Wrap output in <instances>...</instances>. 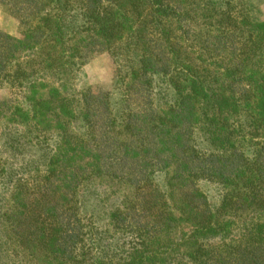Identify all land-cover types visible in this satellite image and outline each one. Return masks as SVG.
<instances>
[{
	"label": "trees",
	"instance_id": "trees-1",
	"mask_svg": "<svg viewBox=\"0 0 264 264\" xmlns=\"http://www.w3.org/2000/svg\"><path fill=\"white\" fill-rule=\"evenodd\" d=\"M0 6V264H264L252 0ZM98 54L109 88L76 89Z\"/></svg>",
	"mask_w": 264,
	"mask_h": 264
},
{
	"label": "rangeland",
	"instance_id": "rangeland-1",
	"mask_svg": "<svg viewBox=\"0 0 264 264\" xmlns=\"http://www.w3.org/2000/svg\"><path fill=\"white\" fill-rule=\"evenodd\" d=\"M260 9L261 16H264V0H252ZM0 29L14 36H19L20 26L17 21L10 17L0 6ZM114 64L110 56L98 54L90 62L82 67L76 78V89H82L87 86H99L108 89L113 75ZM10 90L7 84L0 83V97L10 96ZM108 186V185H107ZM115 187H111V189ZM118 193H121L118 190Z\"/></svg>",
	"mask_w": 264,
	"mask_h": 264
}]
</instances>
